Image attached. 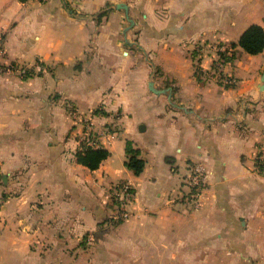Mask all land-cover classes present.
I'll use <instances>...</instances> for the list:
<instances>
[{"label":"crops","instance_id":"1","mask_svg":"<svg viewBox=\"0 0 264 264\" xmlns=\"http://www.w3.org/2000/svg\"><path fill=\"white\" fill-rule=\"evenodd\" d=\"M254 23L264 0H0V264H264V50L238 44ZM90 120L96 169L77 159Z\"/></svg>","mask_w":264,"mask_h":264},{"label":"trees","instance_id":"2","mask_svg":"<svg viewBox=\"0 0 264 264\" xmlns=\"http://www.w3.org/2000/svg\"><path fill=\"white\" fill-rule=\"evenodd\" d=\"M236 43H234L235 45ZM238 44L247 52L257 54L264 50V27L254 23L247 27L241 34ZM127 159L125 165L136 174H140L146 166V160L142 156L139 147L134 146L132 140L126 142ZM110 155V151L104 146H92L82 142L77 151V159L80 163L91 169H96Z\"/></svg>","mask_w":264,"mask_h":264},{"label":"built area","instance_id":"3","mask_svg":"<svg viewBox=\"0 0 264 264\" xmlns=\"http://www.w3.org/2000/svg\"><path fill=\"white\" fill-rule=\"evenodd\" d=\"M2 53H3V50L0 47V55H2ZM13 68L18 70L22 75L27 74L32 69L30 67L17 65V64H12V66H9V69H13ZM36 68L38 71H42L45 68V66L42 62H39L36 64ZM5 69H6L5 66L0 65V71H4ZM230 81H232V79ZM92 125H93V121L90 120L89 128L87 132L85 133L83 142L86 143L87 145H92L96 147L103 146L104 142L94 135L92 131L93 130ZM189 183H190L191 190H192V196L195 199L196 205H199L200 199L203 194V190L207 184V171H206L204 164L199 163L195 166L193 170V174L190 177ZM115 195L123 204L121 216L129 217L131 212L129 211L128 208H126V205L130 203V201L132 200L134 196V192H133L131 184H129L128 182H123L122 185L119 187V190L115 192Z\"/></svg>","mask_w":264,"mask_h":264},{"label":"water","instance_id":"4","mask_svg":"<svg viewBox=\"0 0 264 264\" xmlns=\"http://www.w3.org/2000/svg\"><path fill=\"white\" fill-rule=\"evenodd\" d=\"M123 6V8L126 10V12L129 14V7L126 5V4H121L120 7ZM131 20V22L133 21L132 18H129ZM262 81H263V84L262 86L264 85V74L262 76ZM150 87L154 88L153 86V82L150 83ZM155 90V89H154ZM156 92H160L159 90H155ZM162 92H166V90H161Z\"/></svg>","mask_w":264,"mask_h":264},{"label":"rangeland","instance_id":"5","mask_svg":"<svg viewBox=\"0 0 264 264\" xmlns=\"http://www.w3.org/2000/svg\"><path fill=\"white\" fill-rule=\"evenodd\" d=\"M74 114H75V113H74ZM76 116H77V115H76ZM89 122H90V121H89ZM93 125H94V124H93ZM93 125H92V126H93Z\"/></svg>","mask_w":264,"mask_h":264}]
</instances>
